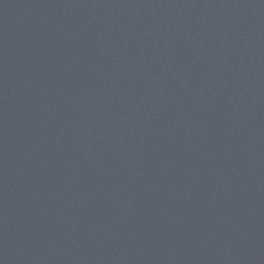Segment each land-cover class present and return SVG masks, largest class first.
<instances>
[{
  "label": "water",
  "instance_id": "water-1",
  "mask_svg": "<svg viewBox=\"0 0 264 264\" xmlns=\"http://www.w3.org/2000/svg\"><path fill=\"white\" fill-rule=\"evenodd\" d=\"M0 264H264V0H0Z\"/></svg>",
  "mask_w": 264,
  "mask_h": 264
}]
</instances>
